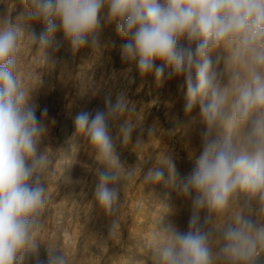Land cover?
Here are the masks:
<instances>
[{
	"label": "clouds",
	"instance_id": "1",
	"mask_svg": "<svg viewBox=\"0 0 264 264\" xmlns=\"http://www.w3.org/2000/svg\"><path fill=\"white\" fill-rule=\"evenodd\" d=\"M27 19L43 24L32 40L48 47L57 31L73 51L99 47L100 34L115 25L122 38L121 60L135 64L141 75L176 79L184 111L198 107L201 151L192 170L181 176L166 158L169 182L191 200L185 231L169 229L156 250L160 264H212L208 234L199 226V211L224 207L243 190L264 200V0H27ZM20 29L11 19L0 23V264H16L17 253L31 246L36 218L47 198L41 175L51 163L38 148L48 134V110L40 109L16 75ZM224 48L229 81L221 85L210 53ZM167 69V72H166ZM108 113H78L74 125L94 146L96 160L118 165L107 115L123 112V93ZM39 109L41 115H36ZM55 123V121H53ZM223 129V135L220 134ZM130 127L122 125L127 139ZM235 136V143H234ZM98 205L111 213L117 175L97 169ZM145 182H160L164 172L150 169ZM221 253L232 264H254L264 246V225L238 218L223 233ZM50 264H67L61 254Z\"/></svg>",
	"mask_w": 264,
	"mask_h": 264
},
{
	"label": "rangeland",
	"instance_id": "2",
	"mask_svg": "<svg viewBox=\"0 0 264 264\" xmlns=\"http://www.w3.org/2000/svg\"><path fill=\"white\" fill-rule=\"evenodd\" d=\"M28 10L27 0H0V23L11 19L20 29L16 75L40 109L48 110L49 131L38 148L51 163L41 175L47 203L32 232L37 249L29 246L17 253L16 264H50L56 254L66 257L67 264H160L156 250L169 229L185 231L192 213L191 200L169 182L164 160L171 159L181 176L192 170L203 131L198 107L184 111L176 79L141 75L134 63L123 62V40L115 25L103 29L99 47L73 51L57 31L43 48L32 40L33 31L41 32L43 24L27 19ZM227 55L224 48L210 53L221 85L230 77ZM119 93L127 109L107 115L118 158V165L108 168L96 160L94 146L76 130L74 119L96 109L107 114L106 98L114 103ZM36 115H41L39 109ZM122 125L131 129L127 139ZM156 168L164 172V179L145 182L146 173ZM97 169L118 177L109 184L119 194L111 213L95 200ZM199 215L212 264H232L221 253L223 233L238 218L264 225V200L241 190L224 207L203 208ZM260 263L264 264V246L258 245L254 264Z\"/></svg>",
	"mask_w": 264,
	"mask_h": 264
},
{
	"label": "crops",
	"instance_id": "3",
	"mask_svg": "<svg viewBox=\"0 0 264 264\" xmlns=\"http://www.w3.org/2000/svg\"><path fill=\"white\" fill-rule=\"evenodd\" d=\"M260 264H262V263H260Z\"/></svg>",
	"mask_w": 264,
	"mask_h": 264
}]
</instances>
